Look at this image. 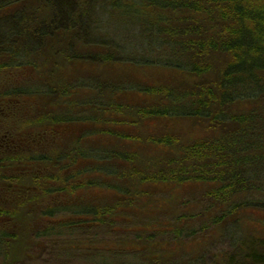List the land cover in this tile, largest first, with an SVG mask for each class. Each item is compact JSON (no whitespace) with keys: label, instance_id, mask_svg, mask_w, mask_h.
Masks as SVG:
<instances>
[{"label":"trees","instance_id":"16d2710c","mask_svg":"<svg viewBox=\"0 0 264 264\" xmlns=\"http://www.w3.org/2000/svg\"><path fill=\"white\" fill-rule=\"evenodd\" d=\"M101 15L111 16L128 27L141 26L143 32L150 36L157 28L173 46L182 47L192 59L187 61L188 71L198 78L209 79L205 83L194 85V90L190 93L192 101L185 110L178 112L179 109H175L173 115L205 120L214 128L222 127V135L219 137L222 139L209 141L207 138L188 145H184L180 137L168 133L153 136L108 131L121 140L159 146L178 155L176 159H170V166L156 172H145L142 169L144 164L141 163L123 170L110 167L112 175L127 182L136 180L142 185L160 183L181 186L191 182L214 181L218 186L205 192V196L225 206L230 198L235 197L237 190L244 191L247 183L255 181V178L264 181V113L255 108L238 112L231 110L236 103H256L264 97V0H0V58H5L0 60V74L13 70L22 76L16 85L7 89L0 86V121L3 120L0 128L12 129L17 133L58 121L56 117L47 114L30 117V111L34 100H42L39 95L45 94L55 101L70 95L73 86L70 81L65 83L60 77V72L64 70L60 61L64 58L68 62L79 58L82 63L91 61L100 66L111 64L115 60L114 51L90 53L95 46L100 47L103 43L107 45L104 48L114 49L110 44L112 39H103L99 34L96 23ZM58 39L62 42H57ZM71 41L73 43L69 44ZM156 41L160 44L159 39ZM61 46H65L64 51ZM82 48L87 53H79ZM71 50L73 54L74 51L78 54L69 55ZM38 56L39 59H36ZM132 60L127 59L130 63ZM134 63L138 68L146 65V62L142 64L141 59H136ZM36 70L44 73L39 75L46 80L42 88L25 82L27 78L31 79L32 72ZM47 83L52 85V90H47ZM78 85L94 88L97 81L82 78ZM105 88L114 89L103 84L101 91ZM143 91L154 96L160 103H165L175 90L169 85H160L145 86ZM106 107L103 108L104 111L110 110L121 115H130L132 111L126 105L115 102L108 103ZM169 114L167 107L156 103L139 107L131 115L141 122L147 118L166 119L170 117ZM12 120L14 123H11ZM68 120H71L70 115ZM105 122L113 125L124 123L114 118ZM73 146L76 155L72 153L61 157L57 154L56 157L59 148L55 145L52 148L54 153L48 158L38 154L34 147H31L32 153L27 152L26 148L20 150L19 146L12 148L9 145L7 150L5 146L0 147V218L15 222L19 216L34 213L38 219L40 214L45 213L44 205L40 203L43 198L56 197L53 194L57 190L72 194L96 185L88 180L76 181V174H71L64 181L59 173L51 175L27 170V167L39 165L33 163L50 164L54 160L67 161L69 166H75L81 153L75 143ZM103 156L108 155L106 153ZM112 156L115 160L130 163L136 154L114 153ZM15 166L26 169L22 173H14ZM52 181L61 182L60 189L47 188ZM262 185L264 192V184ZM130 196L141 199H124L123 203L116 202L111 207H89L79 213L91 216V222L99 225L98 227L108 226L105 215H111L112 227L115 223L113 219L122 215L120 208H144L145 205H154L159 201L145 190ZM169 196V200L175 198L171 193ZM6 201H14L15 204H6ZM38 204L40 209L38 207L36 211L25 210L26 207ZM251 204L253 203L242 202L234 205L233 212L239 208L241 211L243 208L255 207ZM255 208L264 212V200ZM64 209L67 207L64 206ZM148 217V220L138 221L139 230L125 229L130 231L122 232L115 240L120 241L119 243L126 240L125 243L131 246L144 244L157 249L155 233L144 231L143 228L144 224L151 225L152 222L157 223V220L153 216ZM226 218L227 213L222 212L213 222L219 227L220 222ZM179 219L181 217H176L177 225L171 235L178 248H182L181 237L184 233ZM62 225L64 224L60 226ZM142 249L144 248L141 247L140 250ZM10 251L9 248L8 253ZM146 256L154 258L153 264H166L169 260V252L166 250L153 251V254ZM217 256L212 264H264V238L257 235L241 238L232 251L222 255V259H219L221 255Z\"/></svg>","mask_w":264,"mask_h":264},{"label":"rangeland","instance_id":"374dc122","mask_svg":"<svg viewBox=\"0 0 264 264\" xmlns=\"http://www.w3.org/2000/svg\"><path fill=\"white\" fill-rule=\"evenodd\" d=\"M96 25L99 27V34L103 39H112L110 44L114 46V49L104 48L106 44L103 43L100 47L95 46L96 48L92 49L90 53L114 51L115 60L111 64L100 66L91 61L82 63L79 58L73 62H68L64 58L60 61L64 67L63 72H60V77L65 83L70 81L73 86L70 95L58 101L49 96L46 97L45 94L39 95L42 100H34L30 116H36L39 111L59 105V111L64 113V118L67 119L70 115L73 119L70 124H67L66 121L68 126L65 125V127L68 129L65 130L62 141L66 146L65 149L72 148L75 143L81 154L73 167L65 161L59 176L65 181L70 178L71 174H76V181L88 180L96 185L87 190L76 192V195L68 201L74 204L96 202L114 205L116 202L123 203L124 199H141V197L133 198L130 194L142 190L148 191L159 200L157 204L145 205L144 208H140V206L120 208L122 215L113 219L115 223L109 229L113 231L112 233L105 235L107 229L104 226L106 225L97 227V230L95 227L93 228L100 231L99 237L114 241L116 236L122 235L120 233L125 229L139 230L138 221L148 220V216H153L157 223L144 224L143 228L144 231L155 233L154 237L158 242V248H149L144 244L139 246L129 244L121 252L116 250L107 252L84 249L63 250V242L69 241L72 247L71 242L74 241L75 235H79V231L76 230V234L65 233L68 232L65 231L63 234L51 235L50 238L45 239L46 236L43 237L39 233L42 228L63 229L54 228L53 225L47 226V223L37 219L34 213L30 215L26 213L22 217L16 218L15 222L0 218V264H153L154 258L148 257L146 254L150 255L153 254V251L157 252L158 250L169 252V260L166 264H212L216 255H218L217 257L221 255L219 259H222V255L232 251L233 246L241 238L251 235L264 238V212L255 208L259 202L264 200L262 188L264 181L262 180L255 178V181L246 184L243 192L237 190L235 197L230 198L225 206L207 199L205 196V192L210 191L216 185L218 186V183L214 181L191 182L181 186L160 183L142 185L136 180L127 182L112 175L110 167L123 170V168L130 169L135 164L141 163L144 164L142 169L145 172H156L170 166V159H176L178 155L172 153V150L159 146L121 140L109 134L108 131L128 135L153 136L168 133L180 137L182 143L188 145L207 138L209 141H213L212 139L215 138L222 139L219 138L222 135L220 132L222 127L214 128L205 120L173 115L175 109H179L178 112L182 111L181 109L185 110L192 101L190 93L194 90V85L205 83L209 79L198 78L188 71L187 61L192 59L182 47L173 46L170 40L157 28L152 31L150 36L143 32L141 26V28L137 25L128 27L108 15H101ZM158 39L160 44L156 41ZM59 41L61 40L58 39L57 42ZM68 43H73V41ZM64 48L61 46L62 51ZM74 52L76 55L78 54L77 51ZM85 52L83 48L79 49V53ZM75 53L73 54L71 50L69 55H75ZM132 58L134 59L132 60ZM3 59L5 58H0V60ZM36 59H39V56ZM127 59L133 62L130 63ZM136 59H141L142 64L146 62V65L143 64L144 66H140V68L135 67L133 63ZM39 75H44L42 70L33 71L31 79L26 77L25 82L42 88L46 80H43ZM21 77L18 72L7 71V73L0 74V86L3 85L2 88L7 89L18 84ZM82 78L95 79L97 86L94 88L79 86V81ZM99 83L102 85L99 86ZM103 84L108 88L114 87V89L105 88L101 91ZM160 85H169L175 90L173 96L169 97L165 103H160L154 96L143 91L145 86ZM112 102L126 105L132 110L131 114H134V110L139 107L152 106L157 103L167 107L171 115L169 114L170 117L166 119L147 118L139 122L131 114L121 115L110 110L104 111L103 108ZM252 108L264 113V97L256 103H236L231 110L238 112ZM25 112L27 114L26 110ZM112 118L124 121V123L113 125V123L105 122ZM106 153L108 156L104 157L103 155ZM114 153L136 154V156L130 163H125L126 161L113 159L111 155ZM33 164L44 165L43 163ZM189 165L193 166L190 163ZM21 167L15 166L14 173H22V170L26 169ZM169 193L173 194L175 198L169 200ZM242 202L253 203L251 206L255 207L243 208L241 211L239 208L233 212V206ZM5 203L15 204L14 201ZM40 203L42 205L43 202ZM39 206V204L38 206H29L25 210L28 212L30 209H35L36 211ZM222 212L227 213L228 218L220 222L221 225L218 227V224L215 225L213 220ZM176 217H181L179 219L180 227L184 233L181 237L182 248H178L171 235V231L177 225ZM69 220H65L64 223H69ZM71 224L73 223H69L67 226L69 227ZM73 229L76 228L71 226L66 230ZM53 241H57V243L53 244ZM141 247L144 249L140 250ZM9 248L11 251L8 253Z\"/></svg>","mask_w":264,"mask_h":264},{"label":"flooded vegetation","instance_id":"af4514ba","mask_svg":"<svg viewBox=\"0 0 264 264\" xmlns=\"http://www.w3.org/2000/svg\"><path fill=\"white\" fill-rule=\"evenodd\" d=\"M46 88L47 90H52V85L50 83H47ZM38 113L39 114L37 115L47 114V115L54 116L57 118L58 121L57 122H47L44 125L42 124V126L39 127L38 129L37 128L29 129V130H25V131L17 132V133L13 131L12 129L6 130L3 128H0V147L5 146L7 147L5 150H7L9 149V145H12V148L15 146H19L20 150L22 148H26V151L31 152V153L33 151L31 147H34L35 151L38 154L42 155V157L48 158L49 156H52V154L54 153V151H52V148L55 147L54 145H57V147L59 148V151L56 152V157H57V154L58 156L60 155L61 157L66 156L65 154H72V153L73 155H76V151H74L73 148L72 149L64 148L66 146H64V141L62 140L64 138L63 136L65 133V130L68 129L65 127L67 119L64 118V115H63L64 113H61L59 111V105L46 108V110L39 111ZM71 120L73 119L71 118ZM71 120H68L67 124L68 123L70 124ZM2 121L3 120H1L0 122ZM11 123H14V121L12 120ZM18 143L20 145H18ZM64 162L65 161L54 160L53 162H50V164L45 163L43 166L36 165V166L27 167V170L30 172L31 171L33 172L34 169L36 168L37 172H45L48 174L55 175L60 172V168L64 166ZM60 187H61V182L52 181L47 188L60 189ZM78 191H75L72 194H67L63 190H60V191L57 190V192H54L53 194V196H56V197L48 198V199L43 198L41 200L44 205L45 213L40 214L38 219H41L40 221H45L47 223V226L53 225L54 228H56V226H60L61 224H64V225L59 227L63 230H60V229L54 230L48 227L42 228L41 231H39L40 235L43 237L46 236L45 239H48L50 238L51 235L58 236L61 233L63 234L65 231H68L65 233L73 232V234H76V230H77L79 231L78 232L79 235H75L76 237L74 238V241L71 242L72 247L70 246L69 241L65 240L63 242L64 244L62 248L63 250L84 249V250H90V251L92 250L96 252L97 251L107 252V251H113L115 249L117 252H121L127 246V244L125 243L126 240H123L122 243H119L120 241L118 240L112 241L108 238L102 239V237H99L100 231H96L99 225L91 222L93 221L92 217L79 213V211L81 212L82 210L86 211L87 209H89V207L92 209H94V207L95 208L96 207H106V206L111 207L112 203L100 204L96 202H91V203L89 202L80 203L79 202V203L74 204L68 201L69 199L74 197L76 195V192ZM49 196H52V194H50ZM59 205L63 207H60ZM64 206L67 207L66 210L64 209ZM65 220H69V223H73L69 226V228L72 226V227H75L76 229L66 230L67 225H69V223H64ZM105 220L109 223L108 226H106L107 230L105 232V235H107L113 232L112 230H109L111 228L110 223L112 220V216L105 215ZM94 227L96 228V230L93 229ZM82 228L83 230H81ZM123 232H125V230ZM56 243L57 241H53V244H56Z\"/></svg>","mask_w":264,"mask_h":264}]
</instances>
